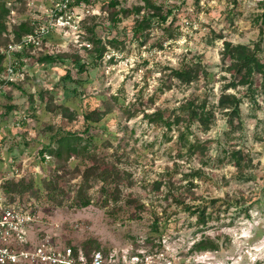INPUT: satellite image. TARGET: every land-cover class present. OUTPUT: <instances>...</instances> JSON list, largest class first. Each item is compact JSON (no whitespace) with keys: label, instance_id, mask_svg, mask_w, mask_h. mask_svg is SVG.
Returning <instances> with one entry per match:
<instances>
[{"label":"rangeland","instance_id":"374dc122","mask_svg":"<svg viewBox=\"0 0 264 264\" xmlns=\"http://www.w3.org/2000/svg\"><path fill=\"white\" fill-rule=\"evenodd\" d=\"M108 1H83L85 6H82L90 12L79 11L84 18L94 14L100 16L97 31L104 39H123L124 32H127V40L122 44L124 50L108 49L102 61L88 65L85 71L76 69L72 61L67 65L60 62L41 64L35 57L43 52L71 51L91 59L84 46L92 45L84 36L78 38L79 34L84 35L82 26L77 31L54 33L43 47L35 49L34 58L24 57L25 76L19 80L21 87L3 88L0 96V181L34 172L40 182V177L55 166L52 157L42 154L51 134L66 129L82 131L86 127L82 116L86 103L99 106L103 96L117 95L120 103L111 102L112 109L101 122L91 126L90 131L98 143L101 157L118 144L119 152H125L126 148L130 158L138 156L134 183L124 193L145 202L146 209L125 203L115 213L110 211L112 206L103 207L98 203L83 208L37 203L33 208L26 200H21L15 207L36 217L35 222L24 228L26 242L60 250L70 244L79 246L86 238L93 237L100 242L97 250L103 252L105 264H264V100L259 94L257 99L261 106L254 110L244 98L241 103L242 126L237 128L233 140L226 135L231 126L228 115L219 106L223 93L239 96L244 90L243 86L222 90L231 77L229 62L224 64L221 61L224 39L235 43L256 40L260 31L257 17L263 10L262 0H238L233 23L225 17L228 0H200L199 4H194L193 0H166L165 10L173 9L170 18H174V37L166 38L164 28L155 26L144 43L131 32L134 16L119 14L116 16L118 23L107 19L114 10L107 5ZM116 1L118 9L131 7L137 2ZM26 2L22 5V13L10 11V22L37 15L45 17V9L52 0ZM7 4L11 5L9 1ZM212 30L222 33L214 43L207 39ZM198 55L204 58L210 71L207 84L201 79L191 86L175 84L170 89L159 88L166 65H177L185 56L192 59ZM67 68L82 82L68 81V92L65 93L61 77ZM3 70L4 67L0 73ZM257 80L259 86L260 76ZM42 92H47L45 98L41 97ZM52 93L53 102L47 100ZM152 93H155L153 103L148 101ZM194 93L207 96L215 112V120L208 130L198 122L186 129L191 139L202 142L206 157H202V153H184L186 149L180 144L184 128L169 127L151 121L145 115L158 107H175L193 97ZM140 94L144 102L139 100L135 114L130 115L127 109L138 102L136 98ZM52 103L56 105L54 110L50 109ZM63 103L75 111L74 115L58 112ZM10 104L18 107L10 110ZM237 136L254 163L252 171L256 178L248 182L235 177L237 168L233 162L217 160L224 155V147L236 143ZM107 138L113 143L108 149L102 144ZM193 167H203L209 177L196 179L198 194L224 197L243 189L257 197L253 208L248 214L231 208L207 226L198 224L194 215L173 200L187 183L182 180V171ZM157 178L163 180L159 192L151 190L147 184ZM157 221L159 229L156 230L152 226ZM206 237L217 240L218 249L196 248L195 243ZM94 251L90 254L91 260Z\"/></svg>","mask_w":264,"mask_h":264},{"label":"trees","instance_id":"16d2710c","mask_svg":"<svg viewBox=\"0 0 264 264\" xmlns=\"http://www.w3.org/2000/svg\"><path fill=\"white\" fill-rule=\"evenodd\" d=\"M8 1L11 3L9 6ZM27 0H0V70L4 67L5 53L4 50L13 42L21 41L24 35L30 34L35 29V18H17L10 22V11L20 12L23 10ZM90 3L91 0H78ZM200 0H193L194 4H199ZM263 10L257 17L260 22V31L255 41L251 43L233 42L224 39L223 48L221 50V61L225 64L229 62V72L231 77L228 83H225L222 90L229 87L243 86V93L239 96L223 93L219 100V106L223 108L225 114L228 115V121L231 125L226 132L227 138L233 140L238 127L242 126V107L241 103L246 97L252 109L261 106L257 96L260 94L264 100V0ZM238 0H228L225 17L233 23L235 17L234 11ZM107 5L114 8L108 14V20L118 23L116 16L123 14L125 16H134V25L131 29L133 36L141 40V43L147 42L150 38L151 29L155 26H162L167 34L166 38L174 37L176 28L174 18H170L173 13L172 7L166 8V0H137L131 7L122 6L118 9L116 0H109ZM117 8V9H116ZM100 16L97 14L87 15L79 22V26L83 27L84 35L79 34L78 38L84 36L88 43L92 46L85 45L90 60L71 51L64 52H43L36 56V61L44 65H52L58 62L69 64L70 61L76 69L85 71L88 65H97L103 60L108 49H123V42L127 40V32H124V38L112 37L104 39L98 34ZM212 35L208 37V42L214 43L216 38L222 37L221 32L211 31ZM44 46V45H43ZM42 46V47H43ZM36 47L34 45L26 46L23 50L16 51L18 61L24 64V59L34 58ZM25 57V58H24ZM161 90L170 89L175 84L183 86H191L194 82L203 79L206 84L209 82L210 71L207 63L201 55L188 59L183 57L177 65H166L161 73ZM258 76L261 82L258 86ZM64 84V92H68L67 82L73 81L81 83V78H74L70 68L65 69V73L61 77ZM8 87L20 88L18 81L10 82ZM6 89V88H5ZM4 89L0 90V96ZM224 92V91H223ZM47 92H42L41 97L45 98ZM154 94L148 97V101L154 102ZM117 95L111 98L102 97V102L98 106L87 102L83 111L84 122L86 127L80 130H64L63 132L52 133L48 143L44 144L42 154H47L55 160V166L47 174L40 177L38 182L37 174L29 172L22 177L9 176L0 181V198L1 204L6 206L20 205L21 200H26L29 206H36L37 203L50 204L56 207H87L93 203H98L103 207L112 206L110 211L117 212L124 203L134 205L136 208L145 210V202L136 199L132 195L127 196L124 190L134 183L135 170L138 164V156L130 158L127 153L129 151L124 148L125 152H119V144L110 152L105 153L102 157L97 148L95 136L91 133V126L98 124L102 118L112 109L111 102L119 104ZM143 95L140 94L136 101L128 107L130 115L135 114L139 100L142 101ZM47 100L53 102L54 94L50 95ZM142 104V103H141ZM9 109H16L18 105L10 104ZM56 105L52 103L50 109H55ZM142 110V107L141 109ZM58 112L66 116L74 115L75 111L68 104L63 103ZM144 112V110H143ZM145 115L151 121L166 125L184 128L180 135L181 147L186 149L184 153L199 154L206 157L203 153L202 142L200 140L191 139L186 129L191 127L193 123L198 122L203 126L204 130H208L212 122L215 120V112L209 105L207 96L202 97L201 94L194 93L193 97L181 101L175 107H158L152 112H145ZM237 120V121H236ZM116 138V137H114ZM236 143L227 148H223V156L217 160L223 162H233L237 171L235 177L241 181L248 182L256 178V174L252 171L254 167L253 159L248 155V151L244 146L240 145L239 137H236ZM103 146L108 149L113 146L109 138L102 142ZM210 158V157H209ZM206 169L203 167H193L190 170L182 171V180L187 183L179 192L174 195L173 200L182 208L189 211L195 216L196 222L200 225L207 226L209 222L220 219L224 212L235 208L239 213L245 212L253 208L254 198L243 189H238L226 196H205L195 191L198 187L197 180L209 178ZM167 176L171 180V173ZM163 180L157 178L152 183L151 190L159 192ZM264 189V184H263ZM23 210V209H21ZM25 211V210H24ZM159 229L158 221L152 226ZM25 247L31 246L29 242L24 243ZM198 249H218L217 240L210 237L203 238L195 243ZM72 248V256L78 264H91L90 254L100 247V242L89 237L82 241L81 245L76 246L70 244ZM63 247L60 250H63ZM83 255L85 261H81L79 257ZM37 262V263H36ZM8 264H46L38 260H24L17 263Z\"/></svg>","mask_w":264,"mask_h":264},{"label":"built area","instance_id":"2783aa9c","mask_svg":"<svg viewBox=\"0 0 264 264\" xmlns=\"http://www.w3.org/2000/svg\"><path fill=\"white\" fill-rule=\"evenodd\" d=\"M33 3V1H32ZM85 4L78 0H52L45 9V17L35 16V29L24 35L21 41L11 43L5 50L4 70L0 73V90L10 82L18 81L25 76V66L18 61L16 51L26 46L34 45L41 48L54 33L62 34L70 30L77 31L79 22L84 18L83 13L90 12ZM36 221L33 213L21 210L14 206L0 203V264L17 263L24 260H38L46 264H78L72 256V248L63 250L52 249L47 246L25 247V227ZM85 261V257H79ZM91 264H105L103 252L94 251Z\"/></svg>","mask_w":264,"mask_h":264}]
</instances>
